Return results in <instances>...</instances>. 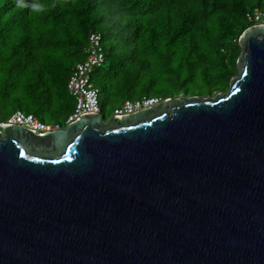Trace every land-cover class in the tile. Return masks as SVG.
Segmentation results:
<instances>
[{
  "label": "water",
  "instance_id": "1",
  "mask_svg": "<svg viewBox=\"0 0 264 264\" xmlns=\"http://www.w3.org/2000/svg\"><path fill=\"white\" fill-rule=\"evenodd\" d=\"M215 97L0 130V264H264V24Z\"/></svg>",
  "mask_w": 264,
  "mask_h": 264
},
{
  "label": "trees",
  "instance_id": "2",
  "mask_svg": "<svg viewBox=\"0 0 264 264\" xmlns=\"http://www.w3.org/2000/svg\"><path fill=\"white\" fill-rule=\"evenodd\" d=\"M258 12L264 0H0V121L18 110L68 119V82L92 34L108 47L90 79L106 68L104 90L119 103L227 92Z\"/></svg>",
  "mask_w": 264,
  "mask_h": 264
},
{
  "label": "built area",
  "instance_id": "3",
  "mask_svg": "<svg viewBox=\"0 0 264 264\" xmlns=\"http://www.w3.org/2000/svg\"><path fill=\"white\" fill-rule=\"evenodd\" d=\"M254 19L258 23H264V13H256ZM100 34L90 36L89 57L87 61L77 64L74 74L70 77L68 88L76 100L75 109L68 117L66 125L85 114L101 113L99 92L91 84L90 73L93 67L100 66L105 62L104 48L101 45ZM163 101L161 97H144L135 100H126L121 108L114 111V116L121 117L133 114L141 109L159 105ZM5 124L22 125L38 133L44 134L52 130L62 128L61 124L45 123L35 115L27 114L21 110L13 113L7 120L0 121L1 127Z\"/></svg>",
  "mask_w": 264,
  "mask_h": 264
},
{
  "label": "rangeland",
  "instance_id": "4",
  "mask_svg": "<svg viewBox=\"0 0 264 264\" xmlns=\"http://www.w3.org/2000/svg\"><path fill=\"white\" fill-rule=\"evenodd\" d=\"M103 44H104V48L106 49V47H108L107 42H103ZM104 67H106V66H104ZM105 73H107V69L106 68L104 70L94 71L92 73V75H91V80H92L91 83L96 89H98L101 92V99L100 100L102 101V104H104L103 105L104 106L103 107L104 121L105 122H109L111 120V118L114 116V111L116 109L121 108L125 101H123L122 103L121 102L119 103L118 102L119 100H113V99L107 97L106 91L104 90V87H103L105 81H104L103 78H101L102 75L105 74ZM165 91H163V94H167L168 93L167 91H166L167 93ZM200 91L201 92H205L206 94H210L209 88H204V89L197 90V91H195V93H198ZM174 93H176V92H174ZM219 93H222V92H215L214 95L211 96V97H215ZM195 96H201V95H195ZM177 97H186V96H183V94H180V96H176V97H173V98H177ZM190 97H194V96H189L188 98H190ZM202 97H204V96H202ZM71 98H72V102L76 103L75 102V98L74 97H71ZM132 98H135V97H132ZM74 109H75V105H74V108L72 109V111H74ZM41 117L45 118V120H42L45 123L62 124L64 126L66 125L65 122H66L67 118L64 115V113L58 115L56 117V119L51 118L48 114H45V113H43L41 115Z\"/></svg>",
  "mask_w": 264,
  "mask_h": 264
},
{
  "label": "clouds",
  "instance_id": "5",
  "mask_svg": "<svg viewBox=\"0 0 264 264\" xmlns=\"http://www.w3.org/2000/svg\"><path fill=\"white\" fill-rule=\"evenodd\" d=\"M257 24H260V23L257 22ZM261 24H264V23H261ZM163 100H164V99H163Z\"/></svg>",
  "mask_w": 264,
  "mask_h": 264
}]
</instances>
